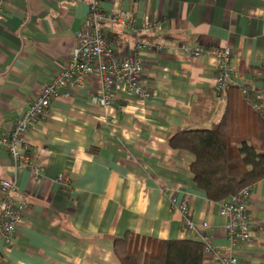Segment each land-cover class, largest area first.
Wrapping results in <instances>:
<instances>
[{"label": "crops", "instance_id": "0c3cea01", "mask_svg": "<svg viewBox=\"0 0 264 264\" xmlns=\"http://www.w3.org/2000/svg\"><path fill=\"white\" fill-rule=\"evenodd\" d=\"M101 9L107 17L118 10L108 1ZM121 10L149 45L139 54L152 97L142 102L123 94L104 110L92 103L102 88L93 75L57 99L27 135L34 161L44 168L40 180L0 143V181H14L15 198L29 205L13 245L0 238V264H120L115 242L127 234L196 240L177 209L184 202L193 223L209 225L219 256L263 264L264 180L252 188L248 205L253 241L232 246L220 203L196 188L191 157L168 139L213 128L227 113L242 135L255 138L262 123L239 87L259 89L264 80V0H122ZM88 14L86 0H9L0 20V132L12 129L62 72ZM146 15L161 28L145 31ZM103 32L126 40L119 57L137 41L123 26ZM182 46L231 50L228 94L215 92L216 59L186 56ZM61 174L70 178L69 189L57 183Z\"/></svg>", "mask_w": 264, "mask_h": 264}, {"label": "built area", "instance_id": "2783aa9c", "mask_svg": "<svg viewBox=\"0 0 264 264\" xmlns=\"http://www.w3.org/2000/svg\"><path fill=\"white\" fill-rule=\"evenodd\" d=\"M105 1L111 2L118 9L112 17L103 14L101 4ZM121 1L86 0L89 14L77 34L76 48L64 69L41 91L38 98L30 104L28 110L17 120L12 129L0 132V143L13 162L30 170L36 180L41 179L44 168L34 161V156L27 144L28 131L32 124L44 118L57 99L71 96L84 79L93 75L99 78L101 93L93 98L92 103L104 110H111L123 94L142 102L152 97V94L146 90L142 79L146 69V59L139 54L140 51H147L149 45L140 40V33L133 26V17L121 10ZM8 2L9 0H0V20L3 19V11ZM104 26L111 30L118 26L130 28L133 36L137 38L133 50L129 48L123 56L119 57L103 32ZM160 28V21H154L150 15L144 17L143 29L145 31ZM181 49L189 57L201 58L206 54L215 58L217 61L215 92L219 96L229 93L234 74L230 49L203 50L186 46H182ZM262 74L264 75V60ZM239 89L251 110L264 121V80L259 89L252 84L240 86ZM57 183L69 189L71 181L66 174H61L57 178ZM16 192L14 181L8 179L0 181V238L8 246L13 245L29 208L25 200L15 198ZM250 196L251 189H246L230 201L220 203V215L226 221L225 231L232 246L249 244L253 241L252 222L248 211ZM177 209L182 216L184 230L204 244L205 254L212 264H239L235 258L219 256L211 236L207 233L209 225L199 226L192 222L188 203H182Z\"/></svg>", "mask_w": 264, "mask_h": 264}, {"label": "trees", "instance_id": "16d2710c", "mask_svg": "<svg viewBox=\"0 0 264 264\" xmlns=\"http://www.w3.org/2000/svg\"><path fill=\"white\" fill-rule=\"evenodd\" d=\"M105 35L119 56L126 40ZM260 120L255 138L242 135L227 113L213 128L180 132L168 139L173 148L191 157L194 184L209 202H228L264 180V121ZM115 253L120 264H206L210 260L200 241H160L133 234L115 242Z\"/></svg>", "mask_w": 264, "mask_h": 264}, {"label": "rangeland", "instance_id": "374dc122", "mask_svg": "<svg viewBox=\"0 0 264 264\" xmlns=\"http://www.w3.org/2000/svg\"><path fill=\"white\" fill-rule=\"evenodd\" d=\"M233 147H235V149L237 150L238 149V144L234 143Z\"/></svg>", "mask_w": 264, "mask_h": 264}]
</instances>
